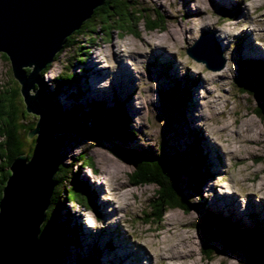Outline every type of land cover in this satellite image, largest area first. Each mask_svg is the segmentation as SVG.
Here are the masks:
<instances>
[{
    "label": "rangeland",
    "instance_id": "374dc122",
    "mask_svg": "<svg viewBox=\"0 0 264 264\" xmlns=\"http://www.w3.org/2000/svg\"><path fill=\"white\" fill-rule=\"evenodd\" d=\"M124 1L136 4L146 15L164 17V30L147 31L139 23L134 35L118 32L117 16L109 13L108 21L95 19L94 32L86 27L73 32L43 76V91L52 97L53 108L62 111L76 104L86 111L93 102L111 107L116 100L123 104L136 133L133 141L125 143L94 141L69 129L67 139L61 136L59 141L66 140L57 149L59 160L69 178L82 181L90 195V210L63 201L58 212L61 221L68 219L77 226L80 242L79 248L67 250L63 264L82 260L87 264H160L155 256L159 248L174 251L183 234L189 248L187 264H244L247 252L237 246L222 255L219 240L211 244L212 260H204L196 224L201 214L211 213L241 229L264 232V198L255 191L260 185L264 189V121L254 114L258 101L235 86L239 64L264 62V0ZM202 33L208 35L209 50L216 53L210 65L219 64L220 58L225 62L222 70L211 71L187 55ZM199 48V54L194 50L197 58L208 53L203 42ZM94 64L105 70L100 77ZM66 73L74 75L73 82L62 94L52 96L53 80ZM173 87L186 92L181 108L162 99ZM16 88L19 84L12 78L9 61L0 54V96ZM16 103L23 111L20 94ZM37 120L38 116L26 112L22 123L29 127ZM227 124L229 132H222ZM26 132V127L20 131L28 155L36 137ZM193 147L204 158L207 180L198 194L187 189L184 193L199 210L188 214L169 210L158 225L146 224L156 188L130 184L134 158L145 152L184 160ZM79 153L87 156L94 170L77 162L70 165ZM111 163L119 166V172ZM56 255L60 260L61 254Z\"/></svg>",
    "mask_w": 264,
    "mask_h": 264
},
{
    "label": "trees",
    "instance_id": "16d2710c",
    "mask_svg": "<svg viewBox=\"0 0 264 264\" xmlns=\"http://www.w3.org/2000/svg\"><path fill=\"white\" fill-rule=\"evenodd\" d=\"M130 3L124 0L116 3H114V0H106L101 7L94 10L92 16L81 25L80 29L86 27L94 32L92 28H94L95 19L98 18L103 23L109 20L108 14L113 13L120 23L119 29H116L118 32H129V34L134 35L135 26L139 23H143L147 31L164 30V17L161 15H146L143 9L137 7L136 4L130 5ZM69 38L65 40L62 49L66 47ZM58 54L54 60L58 57ZM49 67L50 64L40 74L42 82L43 76ZM238 67L235 86L243 94H247L258 101V104L253 108L254 114L264 121V62L244 61ZM26 72L29 73V69H26ZM73 78L74 75L67 73L55 78L53 80L52 96L62 94L61 90L72 83ZM77 80L79 81V78ZM183 90L178 91L176 87H173L162 99L168 101L166 104L170 106L181 108L185 104L187 96ZM18 91L17 88L11 89L7 94L0 96V200L2 190L10 176L8 168L16 157L25 155L20 131L26 127L27 132H29L33 126L35 127V123L29 127L22 123V120L26 117V112L25 108L21 111L16 103V98L19 95ZM43 99L49 105V137L56 154L58 167L52 178L53 188L49 205L45 211V219L40 226L37 238L41 252L39 264H63L67 250L69 248H79L80 242H78L79 232L77 226L73 225V222L68 219L61 221L58 216V212L63 208L62 202L64 201V204H77L90 210L88 208V202H90L88 189H85L82 181L69 178L68 169L59 160L57 149L67 139L66 130L69 129L76 135L85 136L94 141L115 140L120 143L133 141L136 138V133L130 128V121L123 104L116 100H114L111 107H106L100 102H93L86 111L76 104L72 108L61 111L58 107L53 108L51 106L52 97L48 98L46 92L43 94ZM58 133L61 134L56 137L55 135ZM61 136L66 139L62 137V141H59ZM35 145L33 140V147L31 146L29 154L25 155L27 161L34 156ZM196 150V147L188 149L189 156L184 160L177 157L167 158L159 154H146L145 152L139 153L134 158L133 170L128 175L130 184L135 187L154 185L156 188L155 195L148 205L149 213L148 215L145 214L146 224L158 225L163 221L165 213L169 210L178 209L184 214L199 210L198 205L191 203L184 193L187 189L198 194L207 180L204 158ZM70 162V165L77 162L94 170L84 153H79ZM61 188H63V193ZM201 217L196 224V230L202 242L200 251L204 260L208 262L212 260L215 249L211 248V244L219 240L222 245L218 251L220 254L224 255L228 251H234V247L239 246L241 251L248 253L244 264H264L263 231L257 228L241 229L237 223L215 217L211 213L201 214ZM69 218H71V215H69ZM56 254H61L60 260L56 259ZM87 263V261L82 260L78 264Z\"/></svg>",
    "mask_w": 264,
    "mask_h": 264
},
{
    "label": "water",
    "instance_id": "95a60500",
    "mask_svg": "<svg viewBox=\"0 0 264 264\" xmlns=\"http://www.w3.org/2000/svg\"><path fill=\"white\" fill-rule=\"evenodd\" d=\"M105 1L0 0V54L9 61L25 111L38 116L35 127L29 132L31 137H36L34 156L28 161L24 155L14 159L2 190L0 264H39L41 261L37 238L49 205L58 162L49 137V105L43 99L40 74L53 62L65 40ZM202 42L208 53L197 58ZM208 43V35L202 33L186 53L211 71H220L225 62L218 58L219 64L210 65L216 56L209 50ZM195 49L197 54H194Z\"/></svg>",
    "mask_w": 264,
    "mask_h": 264
},
{
    "label": "bare ground",
    "instance_id": "6f19581e",
    "mask_svg": "<svg viewBox=\"0 0 264 264\" xmlns=\"http://www.w3.org/2000/svg\"><path fill=\"white\" fill-rule=\"evenodd\" d=\"M216 47H217V45H216ZM213 51V50H212ZM213 54L214 55H216V53L213 51ZM95 59H96V57H95ZM95 62H96V60H95ZM94 63V62H93ZM92 67H93V65H92ZM94 67L96 68L95 69V72H96V74L95 75H97V76H101V75H103L104 74V71L105 70H102V69H98V67H96V64H94ZM97 86V85H96ZM98 87V86H97ZM98 92H100V89H98L97 90ZM135 110H136V112H138V109H136L135 108ZM229 127H230V124H227L226 125V127L222 130V132H229L228 130H229ZM239 133V135H241L240 134V132H238ZM68 151V150H67ZM70 151V150H69ZM122 158V157H121ZM110 161V160H109ZM111 162V161H110ZM113 163V162H112ZM111 163V164H112ZM112 167H113V169L114 170H116V171H118L119 172V166L118 165H116V164H112ZM263 183V182H262ZM263 185H260L257 189H255V191H257L263 198H264V189H263V187H262ZM252 192V191H251ZM235 201H237V200H235ZM159 236V235H158ZM156 237V236H155ZM181 238H179V240H178V243H176L175 245H174V251H172V250H170V249H162V248H159L160 250H159V252H157L156 254H155V256H157V257H159L160 258V260H159V263L160 264H170V262H172V263H174V262H179V263H181V264H187L188 262H186L185 260H186V258L188 257L187 255H189V254H187L186 252H185V250H188L189 248H188V246L186 245V243L184 242V239H185V237H187V236H185L184 234L182 235V236H180ZM173 247V246H172ZM186 248H188V249H186ZM158 258V259H159Z\"/></svg>",
    "mask_w": 264,
    "mask_h": 264
}]
</instances>
